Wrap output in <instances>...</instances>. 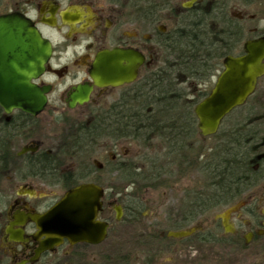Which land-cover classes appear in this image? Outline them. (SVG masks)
<instances>
[{"label":"flooded vegetation","instance_id":"af4514ba","mask_svg":"<svg viewBox=\"0 0 264 264\" xmlns=\"http://www.w3.org/2000/svg\"><path fill=\"white\" fill-rule=\"evenodd\" d=\"M213 5L224 7L219 0H0V17L25 19L51 47L43 74L32 80L39 87H49L43 111L33 116L13 108L6 114L0 105V264H88L84 254L96 245L63 240L48 248L32 217L49 211L69 189L90 183L103 190L97 219L107 223L108 234L110 220L104 214L114 213L116 205L121 206L122 216L126 212L123 203L109 200L101 177L105 167L113 174L157 169L163 188L169 187L168 179L174 173L196 167V139H188L182 146L176 135L161 134L152 139H158L156 145H144L134 139L129 126L144 119L149 111L151 78L163 76L167 65L178 56L169 50L173 35L181 30L182 18ZM238 16L232 18L239 20ZM237 24L246 37L243 24ZM254 35L241 42L234 56L243 53L244 42L262 37L264 32ZM105 52H116L111 61L116 70L119 67L115 81L121 82L98 87L90 71ZM133 54L140 63L136 64L135 78L128 82L124 79L133 69ZM77 87L90 88L88 100L70 106L69 96ZM47 111L54 115L52 123L41 118ZM53 128L59 132L60 141L54 148L45 149L38 138ZM134 141L143 150L140 163L132 161L128 153L118 152L119 142ZM95 152L107 160L95 161L93 168L83 161L75 169L61 167L62 158L88 157ZM7 172H12L11 176H6ZM5 179L13 181L8 189ZM188 194L186 190V198L173 201H194ZM126 201L142 200L130 197ZM257 221L258 228L250 231L253 238L264 237V218ZM105 261L103 264H114L113 260Z\"/></svg>","mask_w":264,"mask_h":264},{"label":"rangeland","instance_id":"374dc122","mask_svg":"<svg viewBox=\"0 0 264 264\" xmlns=\"http://www.w3.org/2000/svg\"><path fill=\"white\" fill-rule=\"evenodd\" d=\"M219 1L224 4L223 10L229 19H235L232 18L233 15L243 17L241 19L238 16L239 20L235 19L236 22L239 21L245 27L246 37L242 36L241 42L254 37L255 32H264V0ZM236 52H239V49ZM219 71L220 69L214 73L212 78L209 77L210 79H203V81L198 82H195L194 79H188L181 82L179 88L184 93V98L190 100L192 107L197 100V93L212 84ZM71 115L76 116L77 113ZM237 115L239 117L247 116V119L252 123L253 130L257 133L258 144H260L261 139H264V76L258 79L255 91L245 107L236 110L232 117ZM52 116L54 115L51 114V111H47L41 118L52 123L50 120ZM229 122V119H227L223 124L227 125ZM53 129L47 132L53 140L49 138L47 133L38 138L45 149L54 148L60 141L59 132L57 133ZM189 138L197 140L194 143V146L197 145L195 149L197 150L201 146L202 152H208L216 140V137L213 136L202 139L198 132L195 133L193 138ZM103 142L108 143L107 141ZM151 143L156 145L158 139L152 140ZM118 144H120L118 152L128 153L130 157L134 158L132 161L136 162L135 160H138L140 163L142 159H140L139 153L143 150L137 142H119ZM210 152L211 150L208 154ZM258 153L260 156L264 155V142ZM197 154L196 151L195 155ZM203 155L207 154L203 153ZM147 156H149V153ZM196 159L200 160V156ZM62 160L64 162L61 167L71 166L75 169L78 163L83 161L93 168L92 163L95 161L103 163L107 160V157L100 156L95 152V154L93 153L88 157L78 155L73 158H62ZM145 169L141 172L142 174L152 172L150 169ZM154 169L156 168L154 167ZM11 174L12 172H7L6 176H11ZM101 175L104 179L102 181L106 193L109 195V200L126 201L130 197L141 199L142 201L138 202L141 206L143 205V208L136 218L131 219L127 215H123L119 222L114 221L112 211H107L104 214L106 216L104 218L110 220L108 234L103 242L96 245L97 247L86 251L84 255L89 259L87 260L88 264H103L106 262L105 259L107 261L113 260L114 264H264V237L253 238L250 233V231L258 228L257 220L264 218L262 216L264 211V178L239 200L245 201V204L239 212L230 216L229 223L233 227L234 234H227L224 233L221 221L215 218L217 214H220L226 208L193 219L189 214L188 201H173L186 198V190L190 191L191 196L194 190L197 192L199 189H203L202 187H204L207 180L204 174L199 172V169L197 170V166L188 169L186 172H180V174L174 173L168 179L170 182L167 186L169 187L163 188L160 185L156 189L138 190L136 186H124L125 184L119 175L110 173L107 167L103 169ZM5 181L8 182L7 184L5 182V188L8 189L9 184L13 181L8 179H5ZM199 225L207 230L204 232H207L208 236H215V241L202 242L195 237L183 239L167 237V232L170 230H187L191 227L197 228ZM216 225L218 226L217 229ZM246 237H249V239L244 242L243 239H246Z\"/></svg>","mask_w":264,"mask_h":264},{"label":"trees","instance_id":"16d2710c","mask_svg":"<svg viewBox=\"0 0 264 264\" xmlns=\"http://www.w3.org/2000/svg\"><path fill=\"white\" fill-rule=\"evenodd\" d=\"M181 22V30L179 34L173 35L174 42L169 50L178 56L173 58L171 65H167L163 76L158 74L151 78L147 95L149 111L144 119L129 126L134 139L140 140L144 145H148L153 138L161 134H173L179 137L182 146H185L189 137L193 138L198 131L191 102L184 98L179 85L188 79L198 82L212 78L214 73L221 69V61L225 56L238 54L237 49L240 51L241 29L236 20L225 15L221 5H213L211 9L200 11L195 16H184ZM211 86L212 84L197 93L195 104L207 95ZM246 103L224 119H229L230 122L227 125L222 122L213 136L216 140L209 148V154L207 151L202 152L201 146L197 148L198 154L195 157L200 156V160H197V170L204 174L207 181L202 190H194L191 196L188 194L194 199L188 201L189 214L193 219L235 204L264 178V155L260 157L258 153L264 139L258 144L257 133L247 116L232 117L234 112L244 108ZM118 175L124 186H136L138 190L156 189L161 185L157 169L149 174L121 171ZM119 203H123L125 215L131 219L139 216L143 208L138 201ZM204 231L207 230L202 227V230L189 237H195L202 242L215 241V236H208Z\"/></svg>","mask_w":264,"mask_h":264},{"label":"water","instance_id":"95a60500","mask_svg":"<svg viewBox=\"0 0 264 264\" xmlns=\"http://www.w3.org/2000/svg\"><path fill=\"white\" fill-rule=\"evenodd\" d=\"M242 49L240 55L223 58L222 70L212 88L193 109L201 137L216 134L223 119L246 102L254 93L258 79L264 76V36L244 42ZM50 53L49 42L25 19L14 15L0 17V105L6 114L13 108L33 116L43 111L49 87H39L32 80L43 74ZM115 54L105 52L99 55L90 71L94 85L115 86L121 82L115 81L119 69L116 70L115 63L111 61ZM133 55V69L124 79L128 82L135 78L136 64L140 63ZM89 92V87L75 88L69 96L72 100L70 106L87 101ZM102 196L100 187L83 183L66 191L61 201H57L45 214L33 216L32 221L47 239L46 246H57L63 240L70 244L97 245L103 242L108 225L97 219ZM244 204L245 201H238L215 216L221 221L224 233H234L229 223L230 216L239 212ZM113 209L118 222L122 217L121 206L116 205ZM201 229L199 225L197 228L169 231L167 237L182 239ZM257 233L261 234V231Z\"/></svg>","mask_w":264,"mask_h":264}]
</instances>
